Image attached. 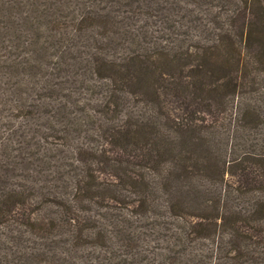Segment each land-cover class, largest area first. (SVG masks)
I'll list each match as a JSON object with an SVG mask.
<instances>
[{"label":"trees","instance_id":"trees-1","mask_svg":"<svg viewBox=\"0 0 264 264\" xmlns=\"http://www.w3.org/2000/svg\"><path fill=\"white\" fill-rule=\"evenodd\" d=\"M0 264H264V0H0Z\"/></svg>","mask_w":264,"mask_h":264}]
</instances>
